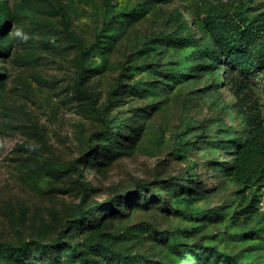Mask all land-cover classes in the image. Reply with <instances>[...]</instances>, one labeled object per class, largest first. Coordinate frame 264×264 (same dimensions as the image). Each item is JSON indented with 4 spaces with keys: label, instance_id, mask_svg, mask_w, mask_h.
I'll list each match as a JSON object with an SVG mask.
<instances>
[{
    "label": "rangeland",
    "instance_id": "obj_1",
    "mask_svg": "<svg viewBox=\"0 0 264 264\" xmlns=\"http://www.w3.org/2000/svg\"><path fill=\"white\" fill-rule=\"evenodd\" d=\"M254 112L264 0H0V264H264Z\"/></svg>",
    "mask_w": 264,
    "mask_h": 264
},
{
    "label": "trees",
    "instance_id": "obj_2",
    "mask_svg": "<svg viewBox=\"0 0 264 264\" xmlns=\"http://www.w3.org/2000/svg\"><path fill=\"white\" fill-rule=\"evenodd\" d=\"M241 32V30H238V34L233 37L232 41L225 43L223 40L226 37H223L218 38L214 44H220L221 47H225L227 44L236 46L241 38ZM172 40L175 42L180 41L186 45L193 43L191 37H186L183 33H176L172 36ZM209 55L212 58L215 57L217 55L216 49L210 51ZM250 121L254 125L255 131L250 132L236 145L230 172L238 180H254L253 182L260 181L264 184V119L254 112L250 117Z\"/></svg>",
    "mask_w": 264,
    "mask_h": 264
},
{
    "label": "built area",
    "instance_id": "obj_3",
    "mask_svg": "<svg viewBox=\"0 0 264 264\" xmlns=\"http://www.w3.org/2000/svg\"><path fill=\"white\" fill-rule=\"evenodd\" d=\"M262 207L264 206V197L262 198V200L260 201Z\"/></svg>",
    "mask_w": 264,
    "mask_h": 264
},
{
    "label": "clouds",
    "instance_id": "obj_4",
    "mask_svg": "<svg viewBox=\"0 0 264 264\" xmlns=\"http://www.w3.org/2000/svg\"><path fill=\"white\" fill-rule=\"evenodd\" d=\"M27 37L25 36V39H26Z\"/></svg>",
    "mask_w": 264,
    "mask_h": 264
}]
</instances>
